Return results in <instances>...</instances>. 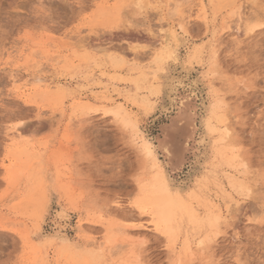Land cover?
Wrapping results in <instances>:
<instances>
[{"label":"rangeland","instance_id":"obj_1","mask_svg":"<svg viewBox=\"0 0 264 264\" xmlns=\"http://www.w3.org/2000/svg\"><path fill=\"white\" fill-rule=\"evenodd\" d=\"M262 17L264 0H0V264H264ZM159 176L198 221L166 231L139 207Z\"/></svg>","mask_w":264,"mask_h":264},{"label":"bare ground","instance_id":"obj_2","mask_svg":"<svg viewBox=\"0 0 264 264\" xmlns=\"http://www.w3.org/2000/svg\"><path fill=\"white\" fill-rule=\"evenodd\" d=\"M222 1V0H221ZM139 2V1H138ZM221 3V2H220ZM228 3V2H227ZM139 4V3H138ZM231 4V3H230ZM229 5V4H228ZM227 5V6H228ZM225 8V7H224ZM203 11L204 13H206V9L205 7H203ZM172 55V53L166 49L165 51H163L161 54L157 55L156 57V63L160 64L163 61H165L168 57H170ZM136 57V56H135ZM87 59V58H86ZM10 63V62H9ZM114 67L116 68H121L123 67V62L122 61H116L114 62ZM162 67V66H161ZM159 68V67H158ZM157 72V71H155ZM147 74V72H146ZM153 74V73H152ZM155 75V74H154ZM19 77V76H18ZM16 78V76H15ZM34 79V78H33ZM38 84H43L42 82L44 81L43 79L41 80V78L36 79ZM35 82V81H34ZM29 83V82H28ZM33 83V82H32ZM36 83V82H35ZM134 87L135 90L137 91V94H139V92L142 90L143 87H141V83L139 80H136L134 82ZM50 85V84H49ZM53 88V87H52ZM118 109V108H117ZM120 111V110H119ZM116 115H119L120 112H115ZM218 116V115H217ZM222 120V119H221ZM224 122V121H223ZM222 123V122H221ZM210 125V124H209ZM215 125V124H214ZM227 127V126H226ZM226 127H223L222 131H219L216 127H212L211 131L215 132V133H219L218 135H221V141L224 142L227 140V138L229 137V133L230 130H228ZM17 133V132H16ZM13 133V134H16ZM19 133V132H18ZM17 133V134H18ZM12 134V135H13ZM11 135V137H12ZM215 135V134H214ZM15 136V135H14ZM21 134L16 135L15 137H20ZM12 139H14L12 137ZM20 139V138H19ZM219 139V138H218ZM227 143V142H226ZM146 150V155L147 157H154V150L151 144H147L145 147ZM160 174V173H158ZM157 176V175H155ZM166 178V177H165ZM154 181V180H153ZM167 180L164 179L163 176H159L154 183L152 184V189L150 190V195H147V191L145 192V199H142L139 201L138 205L142 210H146L148 207L151 209V214L152 216H154V219L156 221V225L158 227H164L166 229V231H170L172 229H174V226L176 223H178V216L179 214H188L189 217L194 221H198L197 216L195 215V213L189 209L184 201H183V197L181 196V194L179 193H173V191L171 190V187L168 185V183L166 182ZM232 183V181H231ZM149 184V183H148ZM236 184V183H235ZM143 187V186H142ZM147 187V185H146ZM238 189H245V185L243 183L238 184ZM149 188V187H148ZM142 191V189H141ZM140 191V192H141ZM143 193V192H142ZM142 196V195H141ZM140 199V198H139ZM137 202V201H136ZM148 208V209H149ZM148 212V211H147ZM60 214V213H59ZM62 214V213H61ZM149 215V214H148ZM59 216V215H58ZM61 216V215H60ZM59 216V217H60ZM65 215H63L64 217ZM62 217V218H63ZM183 217V216H182ZM220 218V217H219ZM219 218H215L214 221L210 222L211 225H216L219 221ZM67 219V218H65ZM153 219V220H154ZM62 220V219H61ZM211 220V219H210ZM197 223V222H196ZM199 223V222H198ZM190 224V221H189ZM177 231V230H176ZM127 233V232H126ZM131 236V235H130ZM187 244V242L185 243ZM181 260V259H180Z\"/></svg>","mask_w":264,"mask_h":264},{"label":"snow or ice","instance_id":"obj_3","mask_svg":"<svg viewBox=\"0 0 264 264\" xmlns=\"http://www.w3.org/2000/svg\"><path fill=\"white\" fill-rule=\"evenodd\" d=\"M145 7L147 9H149V11H150L151 8L154 7V6L149 4V5H146ZM150 19H154V17L150 16ZM257 28H259V32L262 35V43H264V17L261 18V22H259L258 24H250L249 27H248V32L254 33V32H256ZM241 35L243 36V35H245V33L242 31ZM140 39H143V40L147 41V44L145 45L146 48H147L148 44L152 45L153 47H159V45L155 44L154 41L148 39V37H146V36H142V37H140ZM147 55H151V49L147 50V52L145 54V58H146ZM15 119L20 121V123L17 124V127H21V124L23 123L24 117L18 116ZM21 130H23V128H21ZM261 167H262V169H264V162H262ZM245 193L248 196L252 195V193H251V191L249 189H241V196H243ZM261 200L264 201V190H262V192H261ZM221 226H223V225H221ZM153 264H154V262H153ZM209 264H216V261L215 260H211V261H209ZM220 264H224V262L221 261ZM236 264H243L242 258L240 260H237Z\"/></svg>","mask_w":264,"mask_h":264}]
</instances>
